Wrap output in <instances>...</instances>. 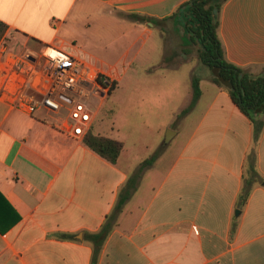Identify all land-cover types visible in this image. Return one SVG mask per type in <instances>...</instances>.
I'll list each match as a JSON object with an SVG mask.
<instances>
[{
    "label": "crops",
    "instance_id": "obj_1",
    "mask_svg": "<svg viewBox=\"0 0 264 264\" xmlns=\"http://www.w3.org/2000/svg\"><path fill=\"white\" fill-rule=\"evenodd\" d=\"M188 1L0 0V20L8 26L3 40L18 54L35 56L50 47L47 53L82 56L91 63L76 58L107 76L100 67L109 68V60L86 55L80 47L83 54H71L80 29L96 32L97 18L100 39L107 36L119 46L128 37L124 51H130L136 35L156 40L162 35L157 25L123 15L160 21ZM218 34L228 62L251 75L264 74V0H228ZM159 49L162 57L163 40L160 45L144 40L126 68L152 73L164 60H157ZM115 67L122 69V50ZM200 88V99L182 119L191 129L176 155L169 158L165 148L144 172L97 264H264V182L254 187L242 210L236 208L254 149L264 180V129L255 144L251 121L228 91L206 76ZM191 100L189 90L173 115ZM61 119L44 110L9 111L0 102V264H92L95 245L88 235L102 230L120 191L148 158L122 165L124 144L112 164L84 139L61 132ZM90 131L108 137L94 120Z\"/></svg>",
    "mask_w": 264,
    "mask_h": 264
},
{
    "label": "rangeland",
    "instance_id": "obj_2",
    "mask_svg": "<svg viewBox=\"0 0 264 264\" xmlns=\"http://www.w3.org/2000/svg\"><path fill=\"white\" fill-rule=\"evenodd\" d=\"M93 23L96 32L92 29H80L79 42L75 44L77 48L71 54H91L111 63L109 68L100 67V70L108 73L109 76L104 77L115 83L114 91L107 97L98 91L90 101L95 124H99L102 133L108 137L124 142L127 152L121 157L122 165L150 157L159 147L163 148V152L166 148L168 157L172 158L181 146L185 134L191 129L179 113L176 116L173 114L182 108L188 91H192V76H206L211 79L212 75L210 69L199 61L198 47L190 44L184 27L180 26L175 30L170 22H162L158 29L162 35L164 55L160 56L162 52L159 49L157 60L159 62L163 57L169 58V63L163 65L169 69H157L150 74L143 73L140 69L129 71L125 65L134 60L143 41H155L160 45L161 38L156 40L136 35V42L131 50L124 51L125 45L129 44L126 34L122 45L117 46L107 36L100 39L96 26L98 19L95 18ZM181 29L184 30L183 34ZM111 38L114 36L111 35ZM79 47L85 51L80 52ZM184 49H189L191 53L184 54ZM121 50L122 69H119L115 67V63ZM76 57L88 61L82 56ZM160 92L162 93L159 94ZM169 130L176 133L179 130L180 134L171 143L164 145Z\"/></svg>",
    "mask_w": 264,
    "mask_h": 264
},
{
    "label": "trees",
    "instance_id": "obj_3",
    "mask_svg": "<svg viewBox=\"0 0 264 264\" xmlns=\"http://www.w3.org/2000/svg\"><path fill=\"white\" fill-rule=\"evenodd\" d=\"M227 1L190 0L181 6L175 14L160 21L138 14H126L123 17L136 23L151 22L157 26H160L162 22H170L175 30L177 27H184L190 44L198 47L200 63L210 69L212 73L211 81L219 88L228 91L236 106L251 121L253 125V139L255 144H257L264 129V74L251 75L242 67L226 60L218 29L220 26V14ZM7 29V24L0 20V42L4 38ZM161 30L163 31L164 28H161ZM190 53L189 49H184V54L188 55ZM169 61L170 59L165 57L162 63L154 69L166 67L163 65L168 64ZM241 74L242 78H240ZM99 80L103 84L109 81L104 76H100ZM200 82L201 77L194 75L192 78V100L188 107L179 113L180 117L189 114L200 99L202 95ZM114 89L115 83H112V91ZM84 143L92 151L112 164L118 162L124 150V143L122 141L96 135L92 131L86 134ZM162 153L163 148L159 147L139 165L120 191L117 204L112 213L108 215L102 230L97 234L88 235V239L95 245L92 264H97L101 246L113 230L124 206L136 191L144 172L157 161ZM263 182L264 180L257 170V155L254 149L248 154L244 166L243 186L236 203L238 210L243 209L254 187ZM235 227L236 223H234L232 231L235 230Z\"/></svg>",
    "mask_w": 264,
    "mask_h": 264
},
{
    "label": "built area",
    "instance_id": "obj_4",
    "mask_svg": "<svg viewBox=\"0 0 264 264\" xmlns=\"http://www.w3.org/2000/svg\"><path fill=\"white\" fill-rule=\"evenodd\" d=\"M51 49L38 55L11 51L0 42V102L9 111L33 114L38 110L62 118L58 129L74 139H84L91 130L94 111L91 98L100 91L107 97L112 82H100L89 64Z\"/></svg>",
    "mask_w": 264,
    "mask_h": 264
},
{
    "label": "water",
    "instance_id": "obj_5",
    "mask_svg": "<svg viewBox=\"0 0 264 264\" xmlns=\"http://www.w3.org/2000/svg\"><path fill=\"white\" fill-rule=\"evenodd\" d=\"M183 31L184 30H180V32H181V34H183ZM240 78H242V74L240 75ZM172 135H174V131H168V133H167V135H166V141L164 142V145H166L169 141H170V139L172 138ZM239 212L237 211V214H238Z\"/></svg>",
    "mask_w": 264,
    "mask_h": 264
}]
</instances>
